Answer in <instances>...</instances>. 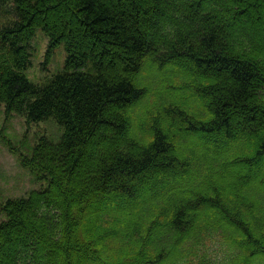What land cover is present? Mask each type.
<instances>
[{
    "label": "trees",
    "instance_id": "16d2710c",
    "mask_svg": "<svg viewBox=\"0 0 264 264\" xmlns=\"http://www.w3.org/2000/svg\"><path fill=\"white\" fill-rule=\"evenodd\" d=\"M37 29L67 51L44 83ZM0 102L64 128L0 203V264H264V0H0Z\"/></svg>",
    "mask_w": 264,
    "mask_h": 264
},
{
    "label": "rangeland",
    "instance_id": "374dc122",
    "mask_svg": "<svg viewBox=\"0 0 264 264\" xmlns=\"http://www.w3.org/2000/svg\"><path fill=\"white\" fill-rule=\"evenodd\" d=\"M28 51L30 53V63L25 72L36 83H44L65 67L67 51L64 43L58 46L50 45L49 37L42 29L36 30L30 41V46H28ZM181 65L183 64L176 63L174 66L180 67ZM148 92L150 94L146 96L147 101L143 106V112L139 114V118H146L148 106H154L153 99L155 97L153 94L159 97L167 93V90L158 84L157 80H154L149 84ZM159 102L161 103V99H159ZM153 115L152 113L149 117L150 122ZM136 125L140 126L141 123L136 120ZM63 132L64 128L54 117L28 122L20 113L6 112L5 105L0 102V203L9 197L26 196L33 189L45 187L48 180L38 178L39 176L35 169L33 171L30 166L23 164V158L32 155L34 147L41 142L42 137H47L49 140L57 142ZM110 135L115 138V133ZM205 139L214 138L205 137ZM94 155L95 152L91 149L87 156L89 163L97 161V156ZM262 170H264L263 162L256 166L253 175L258 176ZM110 202L108 201L107 203ZM6 219L7 215L0 205V221ZM20 233L22 232L20 231Z\"/></svg>",
    "mask_w": 264,
    "mask_h": 264
}]
</instances>
